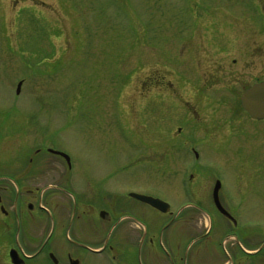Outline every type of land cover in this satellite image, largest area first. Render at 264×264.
<instances>
[{
  "label": "rangeland",
  "instance_id": "1",
  "mask_svg": "<svg viewBox=\"0 0 264 264\" xmlns=\"http://www.w3.org/2000/svg\"><path fill=\"white\" fill-rule=\"evenodd\" d=\"M189 5L0 0V128L6 135L0 146L7 156L29 146L34 151L36 141L46 140L87 174L89 194L98 193L102 174L145 178L133 187L145 186L174 212L184 200L176 192L184 164L203 167L195 179L199 191L208 185L204 174H217L224 189L245 181L244 188L264 194V120H252L240 104L243 91L264 80V0ZM207 32L215 40L206 47ZM193 75L205 79L194 82ZM161 76L167 82L159 83ZM188 109L197 111L194 125ZM217 113L219 123L229 122L217 128L219 135L205 130L202 139L199 123ZM180 126L179 139L202 143L198 162L186 147L176 148ZM230 128L235 132L227 136ZM249 206L256 212L245 219L264 226V199ZM185 223L175 220L164 240L136 247L134 264L221 262L218 254H202V241ZM87 264L103 263L89 255Z\"/></svg>",
  "mask_w": 264,
  "mask_h": 264
},
{
  "label": "flooded vegetation",
  "instance_id": "2",
  "mask_svg": "<svg viewBox=\"0 0 264 264\" xmlns=\"http://www.w3.org/2000/svg\"><path fill=\"white\" fill-rule=\"evenodd\" d=\"M186 1L190 3L187 10L196 3L206 5L208 2ZM227 2L230 4V0ZM41 4L45 5V2L41 1ZM208 32L206 47L215 40ZM201 51L205 53L203 48ZM189 63L193 66L192 61ZM151 79L158 80V77ZM203 79L200 75L191 76L194 82ZM163 81L167 82L165 76L158 80L162 84ZM259 81L262 80L255 83ZM243 110L252 120H264L252 118ZM186 112L187 121L194 125L197 111L188 109ZM198 112L200 115L199 109ZM219 115H206L199 123L201 128H197L202 131V139L205 130L211 128L210 134L219 135L217 128L229 122L226 117L219 123L222 119ZM182 127L175 135L176 148L186 147L198 162L197 148L202 143L196 139H179ZM233 129H229V134L220 133L230 136L235 132ZM2 133L5 131L0 128V145L6 136ZM35 143L39 147L34 151L26 142L27 151L16 154L13 151L15 156L10 157L5 145L0 146V264H87L89 255L103 264H134L132 256L136 247L164 240V231L175 220H184L187 225L192 223L195 232L189 234L202 241L203 255L215 253L221 256L222 261L218 264H264V226L245 219L247 214L256 212L253 206L247 209V202H263L264 194L244 188L245 181L241 188L227 190L219 175L209 177L204 174L208 185L201 192L195 182L198 170L203 168L200 163L184 164L183 172L180 165L176 192L184 200L175 212H162L130 195L136 192L159 197L152 195L145 186L133 187L136 181H145V178L113 179V174L104 177L102 174L97 179L98 193L89 194L87 184L90 179L86 173L77 172L67 151L50 146L46 140ZM244 143L248 142L245 140ZM218 183L219 189L215 191Z\"/></svg>",
  "mask_w": 264,
  "mask_h": 264
},
{
  "label": "water",
  "instance_id": "3",
  "mask_svg": "<svg viewBox=\"0 0 264 264\" xmlns=\"http://www.w3.org/2000/svg\"><path fill=\"white\" fill-rule=\"evenodd\" d=\"M22 85V82H19L17 92L20 91V87ZM241 102L243 108L249 113V115L252 118L255 119H262L264 118V81L258 82L248 88L246 91L243 92L241 96ZM57 152V151H56ZM64 156L68 157L63 152ZM219 189V183L215 187V191H218ZM131 196L146 202L158 209H160L163 212H168L170 210V204L152 196L142 195L138 193H132Z\"/></svg>",
  "mask_w": 264,
  "mask_h": 264
}]
</instances>
